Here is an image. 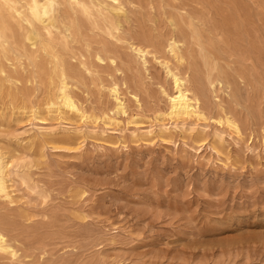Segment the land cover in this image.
Returning a JSON list of instances; mask_svg holds the SVG:
<instances>
[{
  "label": "rangeland",
  "instance_id": "1",
  "mask_svg": "<svg viewBox=\"0 0 264 264\" xmlns=\"http://www.w3.org/2000/svg\"><path fill=\"white\" fill-rule=\"evenodd\" d=\"M56 8L49 52L15 21L0 49V231L17 249L0 264H264V0ZM174 73L190 115L170 114Z\"/></svg>",
  "mask_w": 264,
  "mask_h": 264
},
{
  "label": "bare ground",
  "instance_id": "2",
  "mask_svg": "<svg viewBox=\"0 0 264 264\" xmlns=\"http://www.w3.org/2000/svg\"><path fill=\"white\" fill-rule=\"evenodd\" d=\"M57 1L58 0H0V49L5 48V43L8 41V38L13 36L11 34L13 32L11 22L15 21L20 26V29L25 30L24 38L28 39L30 44L37 45L41 43L43 49L49 52V48L51 46L48 42H46L42 29L47 28L46 24H49L51 27L60 31V24L57 18ZM23 22L27 23L28 26H23ZM38 25H42L43 27ZM68 30L71 31V27H68ZM47 38L53 40L51 32L48 33ZM176 46H178V44L176 45V42L172 43L171 50L175 52L176 56H178ZM139 52L142 53L143 57L145 56L143 50H139ZM53 57L55 59L57 58L56 55H53ZM98 59L103 60L101 56H98ZM113 61L115 60L113 59ZM61 65L62 63H60V61L57 59L53 68V74H57L59 80L57 84V99L65 108H69L75 111L79 110L69 89L66 70L63 67L60 69ZM4 71V67L0 65V73H3ZM173 76L177 91L176 94L171 97L172 103L170 114L177 117H180L184 114L190 115L191 112L195 111L196 106L199 104V100L192 94L191 89L186 86L185 77L175 73L173 74ZM113 92L115 93L117 100H119L118 86H115L113 88ZM134 96L137 98V100L139 99L137 94H135ZM118 102L121 107L124 106L122 100ZM226 121L230 125V129L233 128L238 134H240V126L237 121L230 119ZM45 141L47 143H53L55 142V139L47 138ZM7 170L8 161H6V155L0 148V198L6 197L8 199L10 198V194L8 191L6 179V177H8ZM0 253L9 255L12 258H15L17 256V249L14 243L9 240L7 234L3 231H0Z\"/></svg>",
  "mask_w": 264,
  "mask_h": 264
}]
</instances>
